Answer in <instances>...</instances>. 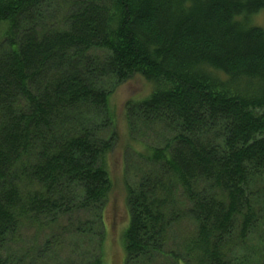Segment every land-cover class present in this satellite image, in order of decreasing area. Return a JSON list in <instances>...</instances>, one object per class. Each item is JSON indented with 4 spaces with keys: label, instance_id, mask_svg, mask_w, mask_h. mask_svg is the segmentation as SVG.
Here are the masks:
<instances>
[{
    "label": "trees",
    "instance_id": "16d2710c",
    "mask_svg": "<svg viewBox=\"0 0 264 264\" xmlns=\"http://www.w3.org/2000/svg\"><path fill=\"white\" fill-rule=\"evenodd\" d=\"M261 12L264 0H0V264H29L41 234L108 201L111 96L136 77L151 88L125 103L128 133L159 136L134 152L146 169L125 188L124 264H264V241L238 257L264 230ZM93 234L89 264H104V226Z\"/></svg>",
    "mask_w": 264,
    "mask_h": 264
},
{
    "label": "rangeland",
    "instance_id": "374dc122",
    "mask_svg": "<svg viewBox=\"0 0 264 264\" xmlns=\"http://www.w3.org/2000/svg\"><path fill=\"white\" fill-rule=\"evenodd\" d=\"M254 24L264 28V12L259 13L253 19ZM101 54V53H99ZM106 86V89H110ZM150 85L136 77L127 83L121 84L114 89L111 102L115 108L116 125L118 129V142L108 158L110 175L112 179V191L108 201L99 210L102 219L98 218V211L92 216L91 213H77L70 218L60 221L50 233L41 234L35 253L29 260V264H89L99 254L98 240L94 237V231L101 226L105 229V240L102 253L104 264H124L125 254L123 252V233L128 227L129 215L126 206V187L136 186L146 168L135 157V150L141 144L152 142L159 136L140 128L129 135L125 120V103L132 99L145 98L150 91ZM87 223V225H84ZM75 227L82 229L92 228V232L77 236ZM193 225L184 221L173 231L172 240L177 246L183 235L187 234ZM45 239L58 240L59 248L54 250L53 246L44 247ZM28 242L34 239L28 236ZM264 241V230L251 235L243 246V251L238 255L244 261L245 256H252L253 252L260 248ZM156 264V263H155ZM161 264V261H158Z\"/></svg>",
    "mask_w": 264,
    "mask_h": 264
}]
</instances>
